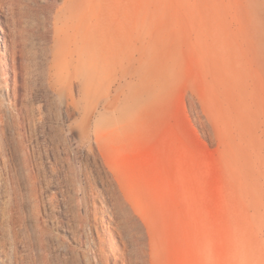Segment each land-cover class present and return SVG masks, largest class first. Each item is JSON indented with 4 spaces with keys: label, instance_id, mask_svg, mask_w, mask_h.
<instances>
[{
    "label": "rangeland",
    "instance_id": "1",
    "mask_svg": "<svg viewBox=\"0 0 264 264\" xmlns=\"http://www.w3.org/2000/svg\"><path fill=\"white\" fill-rule=\"evenodd\" d=\"M0 27V264H264V0H0Z\"/></svg>",
    "mask_w": 264,
    "mask_h": 264
},
{
    "label": "bare ground",
    "instance_id": "2",
    "mask_svg": "<svg viewBox=\"0 0 264 264\" xmlns=\"http://www.w3.org/2000/svg\"><path fill=\"white\" fill-rule=\"evenodd\" d=\"M257 9L255 8L254 9V11H251L250 10V14L251 15H257ZM0 30L1 31H3V29H2V27H0ZM2 34V33H1ZM2 38V37H1ZM0 38V43H1V45L2 46H5V41H4V39H1ZM262 39V38H261ZM264 43V42H263ZM264 47V46H263ZM4 56H5V53H4ZM262 69L264 70V65H262ZM147 144L148 145H150L151 147H152V149L155 151V150H157V147H155L154 145H153V143H152V141H150V140H148L147 141ZM26 167H28V166H26ZM36 183V182H35ZM8 220V219H7ZM9 223V222H8ZM12 226V225H11ZM5 227H6V225H5ZM11 228V227H10ZM10 228H9V230L8 231H6V234H7V236H6V239H7V243H8V245L9 246H11L12 244H14L13 242L16 240V236H15V234H13V233H11V232H9L10 231ZM7 229V228H6ZM30 235V234H29ZM29 235L27 236L28 238L26 239L27 241H29ZM19 238V237H18ZM18 238H17V240H18ZM30 238H31V236H30ZM21 240V239H20ZM25 240V241H26ZM1 242H2V238H1V236H0V244H1ZM30 242H31V240H30ZM4 244H6V243H4ZM1 246V245H0ZM2 246H3V244H2ZM11 254V253H10ZM11 263V262H10ZM32 263V262H31ZM9 264V263H8ZM12 264V263H11ZM15 264V263H14ZM18 264V263H17ZM67 264V263H66ZM71 264V263H70Z\"/></svg>",
    "mask_w": 264,
    "mask_h": 264
}]
</instances>
